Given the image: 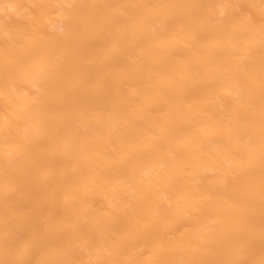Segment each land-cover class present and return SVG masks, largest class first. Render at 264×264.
I'll return each instance as SVG.
<instances>
[{
    "label": "bare ground",
    "instance_id": "bare-ground-1",
    "mask_svg": "<svg viewBox=\"0 0 264 264\" xmlns=\"http://www.w3.org/2000/svg\"><path fill=\"white\" fill-rule=\"evenodd\" d=\"M0 264H264V0H0Z\"/></svg>",
    "mask_w": 264,
    "mask_h": 264
}]
</instances>
